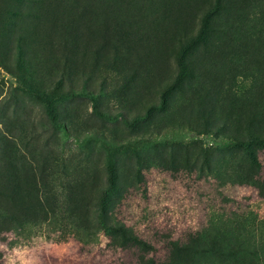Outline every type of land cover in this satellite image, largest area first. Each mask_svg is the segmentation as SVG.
<instances>
[{
    "label": "rangeland",
    "instance_id": "374dc122",
    "mask_svg": "<svg viewBox=\"0 0 264 264\" xmlns=\"http://www.w3.org/2000/svg\"><path fill=\"white\" fill-rule=\"evenodd\" d=\"M263 137L264 0H0V264H264Z\"/></svg>",
    "mask_w": 264,
    "mask_h": 264
},
{
    "label": "trees",
    "instance_id": "16d2710c",
    "mask_svg": "<svg viewBox=\"0 0 264 264\" xmlns=\"http://www.w3.org/2000/svg\"><path fill=\"white\" fill-rule=\"evenodd\" d=\"M253 135H251L252 137ZM264 140V137L261 139H251L250 142L252 143H256L257 141H261ZM264 142V141H262ZM234 143L239 145V141L234 140ZM252 164L254 166H258L259 163L257 162V159L255 160L254 158L252 159ZM120 232L123 235V238L125 240H132L134 241V243L136 244V246L142 251L144 252L146 255V253L153 251V247L151 244H149L148 242H146L145 240L139 238L138 236H134L131 235L126 228L121 227L120 228ZM168 246H170V244L168 243ZM217 246V251L219 254H224L225 250L227 249V253L226 255H215L217 258L223 260L224 264H245L244 261L246 259V257H250L252 259V263L251 264H260L261 263V258L262 255H241V252L244 253L246 251H249V248H247V243L245 241L240 242L237 245L234 244H230V246L225 245L224 243H215L214 248ZM174 247H179V246H174ZM229 247V248H227Z\"/></svg>",
    "mask_w": 264,
    "mask_h": 264
}]
</instances>
